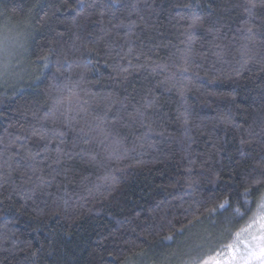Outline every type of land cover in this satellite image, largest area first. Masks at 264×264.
Masks as SVG:
<instances>
[{"label":"trees","instance_id":"trees-1","mask_svg":"<svg viewBox=\"0 0 264 264\" xmlns=\"http://www.w3.org/2000/svg\"><path fill=\"white\" fill-rule=\"evenodd\" d=\"M254 2L0 0V34L27 42L0 81V264L186 262L235 237L251 213L211 209L264 172ZM70 93L84 111L57 103Z\"/></svg>","mask_w":264,"mask_h":264},{"label":"snow or ice","instance_id":"snow-or-ice-1","mask_svg":"<svg viewBox=\"0 0 264 264\" xmlns=\"http://www.w3.org/2000/svg\"><path fill=\"white\" fill-rule=\"evenodd\" d=\"M87 6L88 5L81 3V8ZM255 8L256 3L254 0H248V6L245 8V11L248 12L249 15H252L253 9ZM200 22L201 17L199 15H193L190 20L189 28H195ZM247 32L248 36L246 39L251 40L253 35L252 28L249 27ZM14 43L15 41L10 40V38L7 36H5L3 39H0V54L10 55V44ZM217 55H220V53L217 52ZM238 55L240 56L241 60L245 62V58H251V52L247 44L241 46V48L238 50ZM47 59V56L41 58V61L44 62L46 66ZM185 64H187V61H185ZM7 67L8 65L6 62L0 64V74H2L3 71L7 69ZM155 70L164 71L165 67L157 65ZM187 70V67H184L181 74ZM57 103H67L69 108H71L73 104L80 105L81 111H84L83 104L86 102L82 101L77 94L70 93L67 97L62 96L60 100L57 101ZM133 118L135 119V117ZM146 127L148 128V132L145 133V136L151 132V127ZM97 134L103 138L101 143L113 139L111 134H106L102 129L99 128H97ZM41 139H44L43 135L41 136ZM30 159L35 161V156H30ZM39 163H43V161H40ZM31 170L33 173H35L36 168L32 167ZM242 182L248 186L244 187L243 191L239 193L241 199L237 202V206L233 207L232 202L228 199H225L217 206V208H213L211 211L215 213L218 209L226 211L228 208H233V211L230 213V215L225 217L226 222H231L234 218H242L245 215L251 213L248 215L246 225L235 233L234 241L226 246L227 251L217 252L215 255L208 256L206 258L198 255L192 256L185 262V264H264V192H259V185L264 183V172H261L256 178H251L250 176L244 177L242 178ZM253 191L259 192V195L255 198H253ZM241 204L243 205V209L240 206ZM165 239L171 240L173 237L168 236L165 237Z\"/></svg>","mask_w":264,"mask_h":264},{"label":"rangeland","instance_id":"rangeland-1","mask_svg":"<svg viewBox=\"0 0 264 264\" xmlns=\"http://www.w3.org/2000/svg\"><path fill=\"white\" fill-rule=\"evenodd\" d=\"M5 36L9 37L10 40H14L15 43L14 44H10V55H8V54H0V64H3V63L6 62L7 65H8L7 69L4 70L2 74H0V81L4 80L7 76H10L13 73V71H14L13 67L17 64L16 62L18 61V60L14 59V58H16V56H19V55H24L25 51H26V46H27V42L23 38V36L18 34V33H16V32H11V33L3 32L2 34H0V39H3ZM247 220H248V218H247ZM247 220L239 229H241L242 227H244L246 225ZM204 231L209 232V228L204 229ZM207 232H206V234H207ZM234 239H235V237L232 238V239L228 238V240L226 238L225 242L222 244L221 248L216 246V245H212V246L209 247V251H207V252H206V249H204V248L197 249L194 252H199L200 253L201 251H204L203 253H201L202 255L207 253V254H212V256H213L217 252H225V251H227L226 246L228 244L232 243L234 241ZM200 245L203 246L204 244L201 243ZM169 254L163 253V255H160V258L158 259L160 264H185L184 263L185 261H183V260H178L177 262H171L167 258V256ZM174 256H176V253L175 252L171 253V255H170L171 259H173ZM140 261H141L142 264H144V262L147 261V257L146 256L145 257L142 256Z\"/></svg>","mask_w":264,"mask_h":264}]
</instances>
